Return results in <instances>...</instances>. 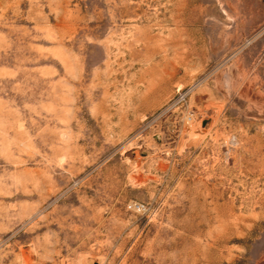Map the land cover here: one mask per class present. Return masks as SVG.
<instances>
[{
	"label": "rangeland",
	"instance_id": "1",
	"mask_svg": "<svg viewBox=\"0 0 264 264\" xmlns=\"http://www.w3.org/2000/svg\"><path fill=\"white\" fill-rule=\"evenodd\" d=\"M0 264H264V0H0Z\"/></svg>",
	"mask_w": 264,
	"mask_h": 264
}]
</instances>
